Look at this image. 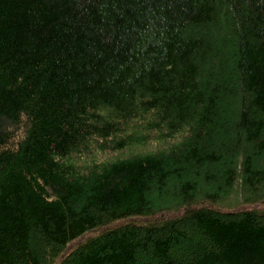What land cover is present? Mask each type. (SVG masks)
<instances>
[{
    "label": "trees",
    "instance_id": "trees-1",
    "mask_svg": "<svg viewBox=\"0 0 264 264\" xmlns=\"http://www.w3.org/2000/svg\"><path fill=\"white\" fill-rule=\"evenodd\" d=\"M0 264H264V0H0Z\"/></svg>",
    "mask_w": 264,
    "mask_h": 264
}]
</instances>
